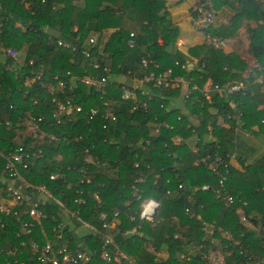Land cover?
I'll use <instances>...</instances> for the list:
<instances>
[{
    "label": "trees",
    "instance_id": "trees-1",
    "mask_svg": "<svg viewBox=\"0 0 264 264\" xmlns=\"http://www.w3.org/2000/svg\"><path fill=\"white\" fill-rule=\"evenodd\" d=\"M163 1L0 0V150L21 145L30 154L27 167L20 169L29 185L20 184L22 192L38 198L43 187L50 194L39 201L46 217L29 235H18L19 221L0 214L5 223L0 264H37L28 237L39 245L50 241L55 247L91 251V264H184L181 254L192 256L190 264H204L196 255L199 245L200 253L221 251L226 264H247L249 256L264 259V154L248 161L242 149L243 137L264 138V81H255L264 78V5L259 0H213L215 10L225 4L235 10L230 23L210 28L212 35L232 37V50L202 43L186 55L176 46L178 26ZM17 21L24 30L16 28ZM243 21L254 24L246 27V52L261 70L250 68L239 51ZM91 37L96 38L93 44ZM59 40L75 50L59 46ZM6 48L15 49L17 57L7 56ZM143 58L152 61L147 68ZM188 58L198 64L186 72L179 64ZM167 68L191 77L196 88L186 102L181 100L184 90L138 84L149 71ZM83 76L105 77V93L83 83ZM208 80L223 89L239 81L245 86L230 94L211 92L208 100L202 94ZM120 84L134 90L136 98L122 100ZM55 96L73 104L61 124L52 117ZM103 101L115 119L100 114L89 119L90 108L102 110ZM29 114L38 129L31 127ZM232 151L238 153V165H229L220 187L199 158ZM4 163L0 156V192ZM223 194L234 202L229 204ZM147 200L158 204L152 221L140 217ZM116 211L114 259L107 263L100 258L104 229L99 216L104 213L111 221ZM23 218L28 220L25 214ZM67 219L89 229L78 243ZM205 223L214 235L204 232ZM149 246L160 255L155 257Z\"/></svg>",
    "mask_w": 264,
    "mask_h": 264
},
{
    "label": "built area",
    "instance_id": "built-area-1",
    "mask_svg": "<svg viewBox=\"0 0 264 264\" xmlns=\"http://www.w3.org/2000/svg\"><path fill=\"white\" fill-rule=\"evenodd\" d=\"M264 5V0H259ZM216 16V11L213 7V0H200L192 9L191 11V20L194 26L202 30L204 33L203 43L211 47L212 49L227 51L232 48L234 44V40L232 37H222L217 35H212L210 32V28L213 26L214 19ZM15 26L19 30H24L25 26L21 22H16ZM132 35V34H131ZM96 38L91 37L89 39L90 44L95 43ZM59 46H62L65 49L71 48L75 50V47H70V45L66 42L59 40L57 42ZM134 42L132 40L128 41L129 46H133ZM5 54L7 56L16 58L18 52L13 48H6ZM86 56L89 55L87 50L83 51ZM31 63V62H30ZM152 61L142 59V65L144 68H147L151 65ZM176 64H178L176 62ZM197 60L193 59L186 64H179L180 68L185 70H194L197 66ZM98 64H94V67H97ZM157 67V65H155ZM253 68H257L261 70V66L257 59H254ZM252 68V69H253ZM69 75V71H67ZM251 75L247 77H250ZM38 78V76H37ZM75 79V78H74ZM80 80L89 85L90 87L95 88L97 91H100L102 94L105 93V87L107 84V80L105 77L94 78L90 76H83ZM258 83H263L264 78L262 76L257 77L255 79ZM154 83L156 86H163L166 88H177L184 90L183 98L181 99L183 102H186L190 97V91H192L195 85H192L191 77L186 78L184 75L174 74L171 68H167L164 71L155 73V71H149L147 75L138 79V84L145 85L148 83ZM248 82V81H246ZM60 85L64 87V83L60 82ZM245 82H233L228 85L226 89L218 86L217 84H212L209 80L204 84V89L202 90V94L206 99H210V93L216 92L219 94L226 93H233L238 92L244 89ZM120 98L124 101H130L135 97V92L126 84H120L118 86ZM180 100V101H181ZM52 101L56 104V107L52 111V117L54 118L57 124H61L63 119L69 114L71 108H73L72 100L68 97L60 98L55 96ZM103 109L99 110L97 108H90L89 110V119H92L93 116L100 114V116L107 120L109 118L115 119V113L112 111L110 107H108V102H102ZM77 110H80V106L76 107ZM42 117H38L37 121H41ZM28 122L30 123L32 128H37L36 119L33 114L28 115ZM1 124V122H0ZM5 124H8V121H5ZM166 122H162L163 126H166ZM38 129V128H37ZM156 131L159 130L157 127ZM195 149V148H194ZM0 156L4 158V167L2 170V190L0 192V214L4 215L5 217H13L17 221L18 224V235H29L32 231V228L36 223L41 222L42 219L46 217V214L40 208V200L45 198H49L50 194L45 191L43 187H39L40 191L39 194H42L41 197H36L31 199L27 196L24 192H22L20 188V184H24L29 186L25 183L22 178L20 169L27 167V160L30 157V154L27 153L24 148L19 145L14 147L10 150H0ZM238 156L237 151H232L225 153L224 156L221 154H207L201 156L199 158V162L207 165L212 172L218 178V185L221 187L224 185L226 181L227 173L229 165L232 161L236 160ZM52 178L54 175L51 176ZM207 185L203 186V189H208ZM225 199L229 204L234 202V198L231 195L223 194ZM28 206V208H25ZM158 208V204L154 200H147L142 204V210L140 213L141 220L143 221H152L156 211ZM28 217V220H24L23 215ZM72 215H77V212L72 213ZM100 219L102 221V227L104 229L103 232L99 233V240H100V258L110 263L114 259V255L111 251V247L115 245V234L118 232L117 228V217L118 212H114L111 221H106V215L104 213L100 214ZM199 217V215H197ZM240 219L242 222H246L245 216L240 212ZM64 222H60L58 224V228L62 229L64 227ZM5 223L0 218V228H3ZM264 234V227L261 228ZM203 230L209 236L214 235V229L205 223ZM61 236V234H60ZM29 249L32 253L33 259L37 264H91L93 261L94 255L91 251L81 250L79 248H71L68 245H63L59 247H55L52 242L46 241L43 245H39L36 241L32 238L28 237L27 242ZM202 246L195 247V250L198 251L200 254H196L199 258L204 262V264H226L225 257L223 253L219 250L212 249L207 253H200L199 249ZM0 249V254H1ZM117 251V250H116ZM14 252H11V255H14ZM155 257L160 255L159 252H154ZM117 258V257H116ZM180 258L185 260L184 264L191 263V255L181 254ZM251 261H248L247 264H264L263 258H253L249 256L248 258Z\"/></svg>",
    "mask_w": 264,
    "mask_h": 264
},
{
    "label": "crops",
    "instance_id": "crops-1",
    "mask_svg": "<svg viewBox=\"0 0 264 264\" xmlns=\"http://www.w3.org/2000/svg\"><path fill=\"white\" fill-rule=\"evenodd\" d=\"M199 0H164L163 8L168 12L172 21L178 26V39L176 41L177 48L184 54L189 55V49L195 45H200L203 43L204 33L202 30L197 29L192 20H191V11L192 8ZM236 4V3H235ZM216 16L213 23V29L219 28L230 23L231 17L235 13V10L232 6L225 4L216 8ZM248 25L253 26L252 22L243 21L240 28L239 33L242 39L246 40L247 47L249 45V37L246 32V27ZM233 47V46H232ZM231 49L227 50L231 51ZM192 58V56H189ZM188 58V62H190ZM175 106H179L180 102L175 100ZM243 141L245 146L242 149H245V155L248 157V161L255 160L262 154H264V138L263 137H243ZM232 165H238L236 161H232ZM39 197V196H38ZM42 199V196H40ZM67 223L68 229L71 234H73V238L76 240L89 233V229L84 226H77L74 222H71L69 219L65 220ZM81 228V230H80ZM78 243V240H77ZM149 249L154 252L153 247L149 246ZM161 255H165L164 252H161Z\"/></svg>",
    "mask_w": 264,
    "mask_h": 264
},
{
    "label": "rangeland",
    "instance_id": "rangeland-1",
    "mask_svg": "<svg viewBox=\"0 0 264 264\" xmlns=\"http://www.w3.org/2000/svg\"><path fill=\"white\" fill-rule=\"evenodd\" d=\"M246 47H247V42L246 40L242 39V44H241V48H239V51L241 52L242 56L245 58V61L246 63L248 64V66L250 68H253L252 67V64H253V61H254V58H252L246 51ZM248 72V71H247ZM120 80H123V78H120ZM119 80V81H120ZM183 103L181 102V107H182ZM43 192V191H41ZM40 197V195H38ZM81 230V228H80Z\"/></svg>",
    "mask_w": 264,
    "mask_h": 264
}]
</instances>
